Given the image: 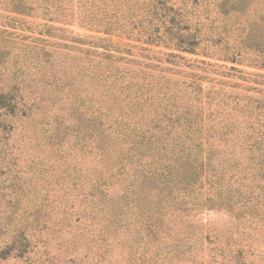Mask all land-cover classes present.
Listing matches in <instances>:
<instances>
[{"label": "rangeland", "instance_id": "obj_1", "mask_svg": "<svg viewBox=\"0 0 264 264\" xmlns=\"http://www.w3.org/2000/svg\"><path fill=\"white\" fill-rule=\"evenodd\" d=\"M147 1L0 0V94L20 87L37 104L31 117L0 109V264H264L262 188L241 190L233 206L173 211L156 237L133 220L117 234L91 218L33 228L30 210L45 208L37 195L46 193L51 207L86 203L80 196L96 162L91 107L113 87L136 83L131 94L147 95L140 117L182 98L215 127L259 128L251 116L264 104V0H165L199 23L195 54L147 43L138 32H104L110 18L145 16ZM233 50L243 53L234 62ZM16 150L23 154L14 163ZM37 154L54 170L33 175ZM21 232L31 240L16 238Z\"/></svg>", "mask_w": 264, "mask_h": 264}, {"label": "trees", "instance_id": "obj_2", "mask_svg": "<svg viewBox=\"0 0 264 264\" xmlns=\"http://www.w3.org/2000/svg\"><path fill=\"white\" fill-rule=\"evenodd\" d=\"M141 6L146 8L145 16L127 20L110 18L105 22L104 32L112 36L117 33L131 36L138 32L146 35L147 43L197 53L203 41L199 23H192L185 13H180L179 8L165 0H150ZM99 20L98 23L104 22ZM227 52L233 62L243 55L241 50ZM135 86L136 83H132L121 87L119 92L113 87L111 95L97 97V104L91 107L94 112L90 135L96 162L88 189L80 196L86 203L75 208L69 201L65 204L60 201V206L51 207L46 193L37 195L45 208L29 212L35 230L49 229L57 222L64 226L91 218L96 224L114 227L116 234L118 229L134 221L146 228L149 236L156 237L163 233L167 217L173 211L208 205L233 206L241 190L264 189V104L255 116L249 115L259 125L258 129L241 131L234 123L221 129L215 127L214 122L207 123L204 112L187 107L182 98L168 104L158 103L154 105V115L143 112L140 117L138 113L148 106L147 95H132L130 88ZM125 89L126 95L122 97ZM152 105L150 102L149 106ZM34 107L36 109L37 104H30L20 87L0 94V109L8 116L31 117ZM4 122L1 120V125ZM44 128H41L43 134L49 127ZM230 139V145L223 142ZM22 154L16 150L13 162L16 163ZM37 157V163L32 161L33 175L54 170L51 161L47 160L46 164L42 155L37 154ZM83 175L81 171L77 181L82 180L81 184L85 185L87 181L83 182ZM49 198L54 200L53 195ZM237 198L240 199V195ZM20 236L25 240L30 238L22 232L16 238Z\"/></svg>", "mask_w": 264, "mask_h": 264}]
</instances>
